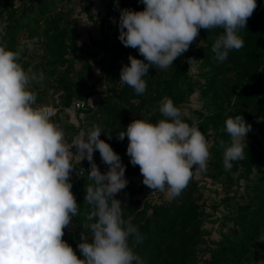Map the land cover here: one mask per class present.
Masks as SVG:
<instances>
[{
    "label": "trees",
    "instance_id": "trees-1",
    "mask_svg": "<svg viewBox=\"0 0 264 264\" xmlns=\"http://www.w3.org/2000/svg\"><path fill=\"white\" fill-rule=\"evenodd\" d=\"M61 1L2 0L0 45L13 51L23 48L19 61L23 68L43 75L41 82L31 85L37 97L34 106L44 105L45 98L50 97L49 106L55 110L51 121L64 130L69 144L81 129L98 126L100 139L121 157L128 185L116 199L124 204V218L143 236L139 244L130 239L143 264H264V0H256L257 8L239 32L243 48L230 51L219 63L212 45L223 30L201 29L189 50L167 70L149 69L142 95L121 86L119 74L122 66L129 64V55L143 57L136 49L121 44L119 32L111 39L109 30L114 25L112 19L119 20V9L143 11L144 5L139 0H106L107 12L98 9L94 13L95 4L85 0L80 13L98 29L96 38L91 39L97 52L89 51L91 58L81 60L78 55L87 50L77 43L78 19L67 20L64 12L56 11V3ZM22 33L31 43H20ZM37 45L40 53L33 48L27 54ZM189 58L196 61L189 64ZM76 61L80 63L78 69ZM194 94L201 108L190 116L183 114V119L190 125L195 123L211 144L207 170L199 174L198 181L193 176L176 198L158 191L150 197L153 191L142 183L139 166H132L126 154L127 137L118 141L116 136L134 119L151 123L163 119L158 109L164 97L182 109ZM75 102H83L84 108L75 111ZM69 109L84 116L76 117V126L67 123L68 117L63 120L60 116L65 111L69 116ZM235 115H242L254 133L246 136L250 142L246 143L244 159L233 162L231 170L226 171L223 152L230 138L223 129L225 121ZM71 151L76 154L75 148ZM72 162L82 175L71 173L72 192L80 211L62 239L82 258L77 244L81 231L87 234L84 226L89 223L86 217L90 205L85 196L93 181L88 178L87 159L80 162L75 156ZM94 163L102 173L107 171L98 151ZM215 186L221 190L219 198L205 197L202 189L208 187L209 193L217 194Z\"/></svg>",
    "mask_w": 264,
    "mask_h": 264
},
{
    "label": "clouds",
    "instance_id": "clouds-1",
    "mask_svg": "<svg viewBox=\"0 0 264 264\" xmlns=\"http://www.w3.org/2000/svg\"><path fill=\"white\" fill-rule=\"evenodd\" d=\"M139 2L143 11L119 9L118 22L112 19L121 44L143 57L129 55V64L119 74L121 86L136 95L146 92L149 69L167 70L189 50L201 29L223 30L212 45L215 59L223 63L230 51L244 47L239 32L257 8L256 0ZM22 52L23 48L13 51L0 45V264H143L130 244V239L141 243L143 236L124 218V204L116 199L128 185L121 157L100 139L98 126L81 129L67 142L46 109L34 106L37 97L31 85L41 82L43 75L23 68ZM158 110L163 119H134L116 139L127 137L130 164L139 166L142 183L151 192L176 198L194 174L207 170L211 144L195 123L183 119L182 109L171 98L164 97ZM223 131L230 138L223 166L230 171L233 162L244 159L251 125L235 115L225 121ZM97 151L106 172L94 163ZM75 156L90 163L88 178L93 181L85 196L90 205L87 234L81 231L77 244L82 258L62 239L80 211L71 182L73 171L82 176L72 162Z\"/></svg>",
    "mask_w": 264,
    "mask_h": 264
},
{
    "label": "rangeland",
    "instance_id": "rangeland-1",
    "mask_svg": "<svg viewBox=\"0 0 264 264\" xmlns=\"http://www.w3.org/2000/svg\"><path fill=\"white\" fill-rule=\"evenodd\" d=\"M60 2H57L56 3V5H57V7H56V9L57 10H65V9H69L70 8V4L68 3H65L64 1H62L60 4H59ZM100 3L102 4L103 3V7L101 6V4L99 5V2H97V4H96V6L94 7V13L95 12H98L99 10H101L102 11V13H105V12H107V10H108V4H107V1L106 0H100ZM66 4V5H65ZM99 9V10H98ZM68 20V19H67ZM79 27H81V26H79ZM88 28H85V30L86 31H89V29H90V31H91V29H92V25H89V26H87ZM78 33H79V31H78ZM85 36H86V33L84 34ZM23 36H24V34L22 33V34H20V36L19 37H21V39H20V43H24V44H29V43H31V41H27V40H25V38H23ZM94 39V37L92 36V37H90V38H85L84 40L82 39V38H80L79 40H77V43H78V45L79 46H81V45H83L82 47H86V50H87V52L86 53H82L81 55H78V58H81V60L82 59H85V60H88V59H90L91 58V56L89 55V51H96L97 52V47L95 46V45H93L92 44V42H91V39ZM82 41H84V42H82ZM101 43H102V40H101ZM33 48H36L38 51H39V53L41 52V48H40V46L39 45H37V46H35V47H33V46H31L26 52H27V54H29L31 51H32V49ZM85 49V48H84ZM37 51V52H38ZM98 53H99V55H98V57H100V55H101V50H98ZM25 60H27V58H25ZM36 61H38V59L37 58H35V62ZM79 66H80V63L79 62H77L76 61V63H75V68L76 69H78L79 68ZM28 71V70H27ZM98 73H96V75H95V78L94 79H96V76H98L97 75ZM40 75V74H39ZM98 84L95 86V89H97L98 88ZM33 87L31 86V89H32ZM55 99H57V95H54L53 96ZM50 97H47V98H45V100H44V105H46V106H49L50 104ZM44 105H42L41 104V106H38V107H42V106H44ZM51 106V105H50ZM49 106V107H50ZM201 108V102L197 99V96L194 94V95H192L191 97H190V102L188 103V104H186L183 108H182V112H183V114L184 115H186V116H190V114L193 112V110H197V109H200ZM70 110V112H71V114L69 115V116H67V112L65 111L64 113H60V116L61 117H63V120L65 119V117L67 118L68 117V120H67V123H73L75 126L78 124V120H76V117H77V119H79V118H83L84 116L83 115H79V116H77L76 115V113H73V111L71 110V109H69ZM84 123H85V121H84ZM251 133H254V131L252 130L251 131ZM67 134L69 135L70 133L67 131ZM245 142L246 143H249L250 142V139L248 138V137H246V140H245ZM78 157V156H77ZM79 158V157H78ZM200 178V175L198 174V175H194V179L196 180V181H198V179ZM206 188H208V187H206ZM206 188H204V189H202L203 190V193L205 194V197H207V196H209L210 198H213V199H217V198H219V196L221 195V190H220V188L218 187V186H215V188L217 189V191H218V193L216 194V193H214V192H212V193H209V191L206 189ZM168 197V196H167ZM169 198V197H168ZM215 236H212V238H214ZM259 264H261V263H259Z\"/></svg>",
    "mask_w": 264,
    "mask_h": 264
},
{
    "label": "crops",
    "instance_id": "crops-1",
    "mask_svg": "<svg viewBox=\"0 0 264 264\" xmlns=\"http://www.w3.org/2000/svg\"><path fill=\"white\" fill-rule=\"evenodd\" d=\"M62 1H64L67 4L69 3L70 4V8L69 9H65V10H57L56 9V11L64 12L66 14L65 19H69V20L78 19V22H77V25H76V28H77L76 33H77V36H78L77 40H79L80 38H82L84 40L85 38H90L92 36L94 38H96L98 29L96 27H93L91 29V31H90V29H89V31H86L85 28H88L87 26H89V24H88V22L86 20L85 15L83 13H80L81 9L83 8L82 3L85 0H62ZM91 1L95 4V6H96L97 2H99V5L101 4L100 0H91ZM101 6L103 7V3L101 4ZM79 26H81V27H79ZM78 31H79V33H78ZM85 33H86V36L84 35ZM23 38H24V36H23ZM20 39H21V37H20ZM82 42H84V41H82Z\"/></svg>",
    "mask_w": 264,
    "mask_h": 264
},
{
    "label": "built area",
    "instance_id": "built-area-1",
    "mask_svg": "<svg viewBox=\"0 0 264 264\" xmlns=\"http://www.w3.org/2000/svg\"><path fill=\"white\" fill-rule=\"evenodd\" d=\"M2 0H0V12L2 11V4H1ZM119 32V28H118V25L117 24H114L110 30H109V34L111 36V39L116 36ZM84 103L83 102H75L73 104V109L75 111H78L80 109H83L84 108ZM42 108L46 109V112H47V115L49 116V118H53L54 117V114H55V110L52 109L51 107H46V106H42ZM157 195V191H153L150 195V197H155Z\"/></svg>",
    "mask_w": 264,
    "mask_h": 264
}]
</instances>
